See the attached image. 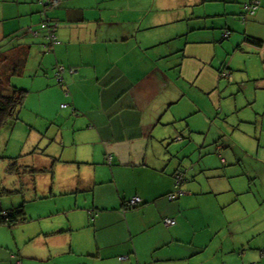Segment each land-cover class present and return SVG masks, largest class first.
Listing matches in <instances>:
<instances>
[{"label": "crops", "instance_id": "0c3cea01", "mask_svg": "<svg viewBox=\"0 0 264 264\" xmlns=\"http://www.w3.org/2000/svg\"><path fill=\"white\" fill-rule=\"evenodd\" d=\"M257 1L250 15L237 0H58L45 13L59 24L53 46L40 30L45 14L39 0L3 1L0 51L36 47L40 66L34 68L35 56L31 86L37 81L35 92L54 94L52 104L35 111L29 101L42 98L34 101L28 92L22 108L36 112L50 129L59 123L48 137L49 153L47 146L41 156L25 153L41 161L34 170L51 177L50 196L36 199L54 202L50 227L41 233L53 239L50 258L264 262V194L252 193L251 179L240 171L242 159L226 143L215 145L212 159L203 161L200 150L194 159L196 149L185 142V130L190 138L206 134L219 115L248 113L244 100H227L230 86L241 85L244 94L264 91V0ZM210 2L215 5L207 9ZM175 7L182 10L167 14ZM16 37L17 43L11 41ZM56 66L65 69L59 86L52 80ZM69 68L76 69L75 78ZM185 154L193 158L188 163ZM178 171L184 174L182 195L169 201ZM135 196L141 204L126 207ZM166 218L175 225L164 226ZM11 260L37 263L32 257L4 258Z\"/></svg>", "mask_w": 264, "mask_h": 264}, {"label": "rangeland", "instance_id": "374dc122", "mask_svg": "<svg viewBox=\"0 0 264 264\" xmlns=\"http://www.w3.org/2000/svg\"><path fill=\"white\" fill-rule=\"evenodd\" d=\"M3 1L0 0V7L6 4ZM237 1L238 4L236 6L243 7L242 2L244 0ZM38 4L41 6V11H43L42 5L39 2ZM212 5L215 4L211 2L204 4L207 9ZM200 8L202 6L191 7L192 10ZM181 10V7H175L168 11L167 14H176ZM35 17L37 19V16ZM26 29L24 28L25 32ZM24 30H22L23 33H25ZM24 40L26 39L24 38ZM35 40L32 39L31 43L35 42ZM11 41H16L17 43L18 38L16 37ZM29 47L30 49L33 48V50L30 52L31 56H29L25 74L20 78H12L11 86L21 88L24 85V89L29 92V96H32L30 98H33L34 101L38 100L37 97L40 94L42 102L38 101L35 104L32 100L29 101V107L36 111L41 103L52 104L54 102V94H48L44 91L35 92L39 87L37 81H35L34 86H31L33 82L31 77L34 74V72L31 73L32 63L36 56L37 60L34 68L37 65L40 66L38 62L40 57L38 53H35L36 47L31 44H29ZM52 80L59 86L58 84L60 83L57 82L55 74ZM229 90L231 95L227 97V100L237 99L238 103L244 100L246 107L249 108L247 109L248 113L240 111L230 114L227 118L224 115H219L214 119L211 129L206 134V130L194 132L190 134V138L189 130H185V142L188 144V149H196L194 159L198 151H201L203 161L217 156L215 152L216 144H229L230 148L228 150L242 159L240 171H243L244 175L242 176L245 180L247 178L251 179L252 193L254 195L259 193L262 196L264 194V91L248 90L244 94L245 88L241 85H232ZM254 94H257L255 100H253ZM249 103L250 105L247 106ZM29 107L21 110L17 121L8 123L0 130V216L5 212L10 216L13 214L12 218H15L11 222L13 226L10 229L6 228L5 223L0 224V264H10L5 262L4 258L5 256L9 258L12 255L16 256L17 260L29 257L37 259V263L32 264H74V262L75 264H101L97 258L83 259L79 256H53V254V257L50 258L51 251L55 249L54 247L50 248L53 239L51 236L42 235L41 233L46 231L45 227H50L47 224L49 223V218H51L49 214L54 202L37 201L36 199L37 197L46 198L50 196L52 191L51 177L50 173H47V175L31 173V169H41L39 165L41 161L31 157V154L27 155L25 153L35 152L37 156L43 155L49 143L48 137L53 132L51 130H54L59 123H55L54 128L50 129V125L43 122L44 120L41 117L36 116V112H31ZM203 143L206 146L199 149ZM23 146L27 150L21 153L20 150ZM241 147L247 151L245 155H243ZM45 153H49L48 146ZM22 154L25 155L23 156ZM21 155L23 157L17 161L19 167H22L20 172L18 174L9 172L7 166L10 160L4 158H14ZM190 159H193L192 156H186L185 154L183 161L188 163ZM47 169L49 168L47 167ZM19 210L23 212V215L17 213ZM85 233L86 231H83L80 234ZM90 237L92 238L91 235ZM92 239L94 241V236ZM140 242H145L144 237L140 239ZM14 261L11 260V264H15ZM207 264L214 263L210 262ZM259 264H264V262Z\"/></svg>", "mask_w": 264, "mask_h": 264}, {"label": "trees", "instance_id": "16d2710c", "mask_svg": "<svg viewBox=\"0 0 264 264\" xmlns=\"http://www.w3.org/2000/svg\"><path fill=\"white\" fill-rule=\"evenodd\" d=\"M254 1H257V0H251L249 3H244L243 6L245 4L251 5L253 4ZM246 14L248 13L246 12ZM48 18L50 17L48 16ZM51 21L53 20L51 19ZM250 39H251L250 42L255 43L259 46L262 45L261 41L257 39H254V38H250ZM47 45H49V43H47ZM50 46H53V45H50ZM29 56H30V47L25 46V45L14 46L5 52L0 51V130L4 126H6L8 123L10 122L12 123L19 119V114L24 106V102H25L28 92L24 88H17V87L11 86V79L14 77L24 76ZM20 158L21 156L14 157V158H4V159L10 160L7 166V170L9 172L17 173V174L20 172V169L22 167H19L18 162H17L18 159ZM30 172L31 173L41 172L42 173V172H45V170L37 171V170L31 169ZM181 172L182 171L175 172L173 174V179L177 173H181ZM17 213L20 215H23V212L21 210L17 211ZM12 215L10 216L9 214H7L5 218L1 214L0 224L5 223L8 226L12 227L13 224L11 222L12 220H15V218H12Z\"/></svg>", "mask_w": 264, "mask_h": 264}, {"label": "built area", "instance_id": "2783aa9c", "mask_svg": "<svg viewBox=\"0 0 264 264\" xmlns=\"http://www.w3.org/2000/svg\"><path fill=\"white\" fill-rule=\"evenodd\" d=\"M39 3L42 5V8H43V11L45 14L46 11H48L49 9L56 7L59 2H58V0H39ZM257 8H258V1H254L253 4H251V5L245 4L243 6V9L250 15H252ZM57 27H58V23L55 21H51V19L48 18L45 14V16L43 17V20L40 24V30L42 31L41 33H43V38L45 39V41L47 43H49V45H56L59 43L57 38H56V35H55V32H56L55 30L57 29ZM33 34L37 35L38 33L34 32ZM227 35H228V32H225V34H223V37L227 38ZM64 70L65 69L63 66H56L55 76H56L57 82L60 84L63 83V79L61 77V74L64 72ZM68 73L70 74V76L72 78H75L77 72H76V69L69 68ZM65 95H67V93ZM62 107H65V105H62ZM107 159H108V161L110 160L109 157ZM173 180H174V186L176 188V191H175V193H171V194L167 195V199L169 201H174L175 199H177L179 196L182 195V192L179 189V187L184 180L183 173L182 172L177 173L174 176ZM140 204H141V199L138 196H135V197L131 198L128 202H126V207L136 208ZM2 215H3V217L6 218L7 213L3 212ZM163 224L166 227H171V226L175 225V221L173 219L166 218V219H163ZM16 264H20V262H16Z\"/></svg>", "mask_w": 264, "mask_h": 264}]
</instances>
